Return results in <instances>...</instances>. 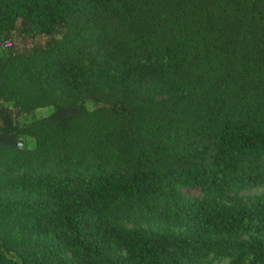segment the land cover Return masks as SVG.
Returning <instances> with one entry per match:
<instances>
[{
  "label": "trees",
  "instance_id": "1",
  "mask_svg": "<svg viewBox=\"0 0 264 264\" xmlns=\"http://www.w3.org/2000/svg\"><path fill=\"white\" fill-rule=\"evenodd\" d=\"M2 166L0 264L264 258V0H0Z\"/></svg>",
  "mask_w": 264,
  "mask_h": 264
},
{
  "label": "rangeland",
  "instance_id": "2",
  "mask_svg": "<svg viewBox=\"0 0 264 264\" xmlns=\"http://www.w3.org/2000/svg\"><path fill=\"white\" fill-rule=\"evenodd\" d=\"M42 111L43 113H48L47 108ZM34 119L35 117L33 116V113L23 114L20 116L19 122L24 125L33 122ZM22 138L24 139V143L20 142L19 147H27L31 143V138L28 136H22ZM31 141L34 143L33 138ZM241 162L243 163V166L248 164V160L244 157L241 158ZM0 174L3 175V183L0 185V195L1 201L5 205H10L12 207H24L26 205L37 204L36 194L34 191L30 189H21L19 183L15 180L20 175L19 172L7 174L5 173L4 166H2L0 167ZM184 195L189 199H193L195 197L202 196V193L197 189H190L184 190ZM239 196L243 197L245 201L246 198H258L259 196L264 197V185L244 190ZM237 198L238 197H236V199ZM122 222L129 228L134 226L145 227L146 225L145 223L127 221L126 219H123ZM155 226L156 224L153 223L148 227ZM68 255L71 256V253L68 252ZM117 259L120 264H133V262L127 258L125 251H118ZM199 264H264V258H258L240 248L226 249L225 247H222L210 251L204 256L203 261Z\"/></svg>",
  "mask_w": 264,
  "mask_h": 264
},
{
  "label": "built area",
  "instance_id": "3",
  "mask_svg": "<svg viewBox=\"0 0 264 264\" xmlns=\"http://www.w3.org/2000/svg\"><path fill=\"white\" fill-rule=\"evenodd\" d=\"M7 46H10V43H9V44H7Z\"/></svg>",
  "mask_w": 264,
  "mask_h": 264
}]
</instances>
